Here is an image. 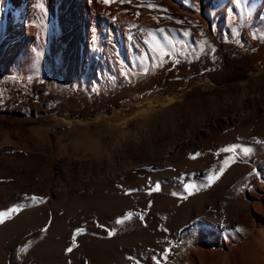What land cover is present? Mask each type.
I'll list each match as a JSON object with an SVG mask.
<instances>
[{"label": "rangeland", "instance_id": "obj_1", "mask_svg": "<svg viewBox=\"0 0 264 264\" xmlns=\"http://www.w3.org/2000/svg\"><path fill=\"white\" fill-rule=\"evenodd\" d=\"M13 1L0 264H264V0Z\"/></svg>", "mask_w": 264, "mask_h": 264}, {"label": "snow or ice", "instance_id": "obj_2", "mask_svg": "<svg viewBox=\"0 0 264 264\" xmlns=\"http://www.w3.org/2000/svg\"><path fill=\"white\" fill-rule=\"evenodd\" d=\"M103 2L107 4V3H111V2H113V0H103ZM118 2H119V3H124L125 0H118ZM151 7H152V6L149 5V8H151ZM185 35H188V33H185ZM236 151H237V149H236L234 146L225 147V148H223V149L220 150V152H224V153H235ZM248 152H249V149H247V148L243 149V153H244L245 155H247ZM197 155H200V154H197ZM192 158L195 159L196 157L193 156ZM223 164H224L225 166H227V165H228V161H224ZM223 170H224V168H221V169L219 170V174H222ZM215 178H218V175L215 176V177L212 176L211 174L209 175V180H212V179H215ZM154 190L159 191V185H158V184L155 186V189H154ZM186 190H187V189H186ZM174 195H175V194H174ZM30 199H31V201H32L33 203H35L37 200H39V202H43V198H37V197H35V196L31 197ZM19 210H20V209H19V206H17V207H13V208H11V209H8V210H6V211H2V212H0V223H3L4 220H5V218H10L12 214L17 213ZM138 215H139V214H138ZM132 216H133V212L129 211V212H128L123 218H121V219H117V220H116V224H122V223H124L126 220L131 219ZM140 219L143 220V215H140ZM100 227H104V226H103V225H100ZM105 230L108 231V234H109L110 236L115 234L114 230H108V229H105ZM41 231H47V229L44 228V229H41ZM82 232H83L82 229H78L76 234L79 235V234H82ZM76 246H77V245L75 244V240H74L72 246L69 247V248L67 249V251H68V252H71V251L73 250V248L76 247ZM19 251H20L21 253H24V252L27 251V248H26V247H21V248L19 249ZM130 259H131V258H130Z\"/></svg>", "mask_w": 264, "mask_h": 264}, {"label": "bare ground", "instance_id": "obj_3", "mask_svg": "<svg viewBox=\"0 0 264 264\" xmlns=\"http://www.w3.org/2000/svg\"><path fill=\"white\" fill-rule=\"evenodd\" d=\"M20 0H14L13 3L16 4L18 3ZM38 1V0H37ZM7 0H0V3L2 5V8L4 7L3 3H6ZM63 0H61V4H62ZM87 2V0H86ZM30 4H31V14H32V10H34V6H35V3L33 2V0H30ZM6 7V5H5ZM1 8V9H2ZM84 9H85V13H86V16L89 15V12L87 11V6L84 5ZM80 13H83V8H81V11ZM85 18V16H84ZM32 19V20H31ZM29 21H27L25 23V27L22 26V23L20 22L19 25H17V28H16V32L15 34L18 35V37H20L19 39H17L16 43L14 45H16L17 47H24V43L27 42V43H31L32 40H35L37 41V29L35 27V24L33 22V18H31ZM86 22V21H85ZM72 27H75V25L73 24H70ZM76 28V27H75ZM2 29H3V21L0 20V37L2 35ZM38 43V41H37ZM1 50V49H0ZM19 52V51H16V53Z\"/></svg>", "mask_w": 264, "mask_h": 264}]
</instances>
